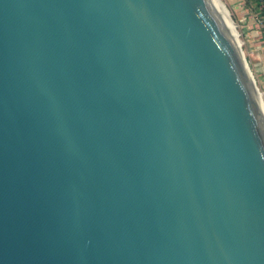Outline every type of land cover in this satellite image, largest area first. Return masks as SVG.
I'll return each mask as SVG.
<instances>
[{
  "label": "water",
  "instance_id": "1",
  "mask_svg": "<svg viewBox=\"0 0 264 264\" xmlns=\"http://www.w3.org/2000/svg\"><path fill=\"white\" fill-rule=\"evenodd\" d=\"M0 264H264V107L212 0H0Z\"/></svg>",
  "mask_w": 264,
  "mask_h": 264
},
{
  "label": "rangeland",
  "instance_id": "2",
  "mask_svg": "<svg viewBox=\"0 0 264 264\" xmlns=\"http://www.w3.org/2000/svg\"><path fill=\"white\" fill-rule=\"evenodd\" d=\"M221 2L227 9L230 20L235 22L238 31L235 36L239 40L264 105V28L257 21L256 8L247 0Z\"/></svg>",
  "mask_w": 264,
  "mask_h": 264
},
{
  "label": "bare ground",
  "instance_id": "3",
  "mask_svg": "<svg viewBox=\"0 0 264 264\" xmlns=\"http://www.w3.org/2000/svg\"><path fill=\"white\" fill-rule=\"evenodd\" d=\"M219 15L222 17V19L224 20V22L226 23V26L229 28V30L231 31L233 37L235 38V40L237 41L238 45H240L239 40L237 39V37L235 35V32H237L236 27L232 21V19L230 20L229 18V14L227 12V9L225 8V6L222 4L221 0H212ZM261 97V96H260ZM262 100V98H261ZM264 107V105H263Z\"/></svg>",
  "mask_w": 264,
  "mask_h": 264
},
{
  "label": "trees",
  "instance_id": "4",
  "mask_svg": "<svg viewBox=\"0 0 264 264\" xmlns=\"http://www.w3.org/2000/svg\"><path fill=\"white\" fill-rule=\"evenodd\" d=\"M252 2L256 8L257 16L261 19L259 23L262 28H264V0H247Z\"/></svg>",
  "mask_w": 264,
  "mask_h": 264
},
{
  "label": "built area",
  "instance_id": "5",
  "mask_svg": "<svg viewBox=\"0 0 264 264\" xmlns=\"http://www.w3.org/2000/svg\"><path fill=\"white\" fill-rule=\"evenodd\" d=\"M257 17H258V16H257ZM257 21L261 22V19L258 17V18H257Z\"/></svg>",
  "mask_w": 264,
  "mask_h": 264
}]
</instances>
